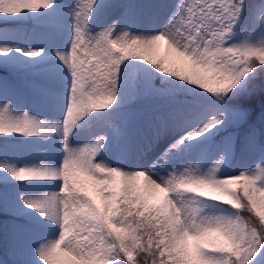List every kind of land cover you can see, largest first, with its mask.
<instances>
[{
	"label": "snow or ice",
	"instance_id": "snow-or-ice-1",
	"mask_svg": "<svg viewBox=\"0 0 264 264\" xmlns=\"http://www.w3.org/2000/svg\"><path fill=\"white\" fill-rule=\"evenodd\" d=\"M0 243L264 264V0H0Z\"/></svg>",
	"mask_w": 264,
	"mask_h": 264
},
{
	"label": "rangeland",
	"instance_id": "rangeland-1",
	"mask_svg": "<svg viewBox=\"0 0 264 264\" xmlns=\"http://www.w3.org/2000/svg\"><path fill=\"white\" fill-rule=\"evenodd\" d=\"M21 104L24 106V107H31L33 111H36L37 109L35 108V106L33 105H30V104H25L23 100H21ZM47 148V145L45 144H41L39 146V153L37 155H42L43 152L46 150ZM19 159H21L22 161L25 160V159H28L30 154L29 153H24V152H20V153H16L15 154ZM0 258H2L0 256Z\"/></svg>",
	"mask_w": 264,
	"mask_h": 264
},
{
	"label": "trees",
	"instance_id": "trees-1",
	"mask_svg": "<svg viewBox=\"0 0 264 264\" xmlns=\"http://www.w3.org/2000/svg\"><path fill=\"white\" fill-rule=\"evenodd\" d=\"M135 2H139V0H135ZM245 161L246 160H242L240 158H237V160L233 164V168L232 169H235L236 167H238L239 164H241V163H243ZM0 253L4 255V250H3L2 243H0Z\"/></svg>",
	"mask_w": 264,
	"mask_h": 264
}]
</instances>
